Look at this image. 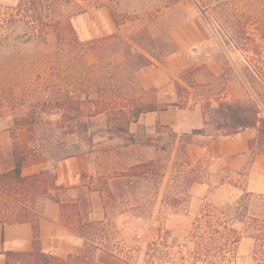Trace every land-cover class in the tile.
<instances>
[{
  "label": "trees",
  "instance_id": "16d2710c",
  "mask_svg": "<svg viewBox=\"0 0 264 264\" xmlns=\"http://www.w3.org/2000/svg\"><path fill=\"white\" fill-rule=\"evenodd\" d=\"M178 1L166 0L161 7L153 9L147 8L140 0H127L124 9H120L121 3L116 2L111 13L120 27L141 17L153 21ZM74 2L19 0L16 5H0V31L7 26L24 24L34 29V40L39 45H45L51 33L56 35L60 44L63 35L75 37L70 21H64L61 14ZM133 3L136 7H132ZM195 3L205 11L209 26L222 48L228 54L238 53L245 59L242 67L231 59L227 61L223 74L215 80L222 79L227 84L239 79L245 91L240 97L233 92L225 97L216 94L205 99L201 108L204 127L185 134L188 140L179 147L182 158L177 155L172 166V185L162 201L165 208L178 212L187 211L192 198L191 189L204 183L203 173L208 168L204 159L195 165L190 161L187 147L194 143L191 138L206 136L208 127L214 130L213 138L255 129L256 136L248 141V152L252 155L250 167L257 156L264 155V0H195ZM130 39L131 42L116 33L95 38L86 44V52L96 53L99 62L89 65L81 75L83 82L80 84L85 87L83 97L58 95L55 99L36 101L25 106L26 111L22 114H19L23 109L22 103L14 101L10 107L15 116L12 128L14 141L9 153L10 168L0 171V223L31 224L34 238L30 251H6L7 264L13 261L21 264H91L98 251L112 257L118 254L117 259L122 256L125 264H139V261L143 264H235L237 249L245 236L254 241V262L264 264V195L250 192L247 188L242 189L234 203L221 207L205 204L190 226L181 231L182 234L175 235L172 231L158 233L147 244L142 258L139 251H129L125 255L119 247L113 230L115 213L121 204L117 202L116 193L119 197L129 192L135 194L146 184L147 202L136 201L126 209L140 216L139 213L147 207V219H151L157 203L155 195H158L171 164L169 154H172L177 141L182 143L170 125L159 123L156 133L165 134L168 138L166 158L161 159L154 152L148 159L117 164L115 156L131 151L133 147H156L152 135H147V139L140 138L130 131V125L137 124L144 114L168 111L173 107L184 109L191 90H199L201 94L214 91L211 85L190 81L188 74L198 69L189 68L175 82L179 100L160 102L156 89H144L137 73L154 65L153 59L165 65L177 47L171 38L158 45L147 28ZM108 50L118 57L112 70L104 62ZM17 130L27 132L28 148L20 146ZM105 141L108 142L104 149L106 163H101L94 174L83 176L81 187L72 189L58 184L59 162L79 155L90 156ZM161 149L164 150L163 147ZM37 157H44L47 166L39 173L23 176L24 162ZM221 170H228L229 175L221 177L220 185L232 184L229 168ZM249 171L247 168L246 173L238 172V175L246 181ZM207 176L208 179L213 177L212 174ZM87 178L92 182L86 183ZM84 188L90 195L97 192L102 199L103 220L84 217L82 211L86 201L81 192ZM67 194L71 198L63 199ZM42 199L61 207L63 225L82 241L76 253L59 258L41 250L39 221L44 215ZM235 224H240L241 229Z\"/></svg>",
  "mask_w": 264,
  "mask_h": 264
},
{
  "label": "rangeland",
  "instance_id": "374dc122",
  "mask_svg": "<svg viewBox=\"0 0 264 264\" xmlns=\"http://www.w3.org/2000/svg\"><path fill=\"white\" fill-rule=\"evenodd\" d=\"M19 0H0V5H16ZM127 0H75L70 6L62 10L64 21H70L75 37L62 36L64 38L60 44L57 37L51 33L47 37L45 45H39L33 36L34 29L24 24L7 26L0 31V168L7 166V158L12 150L13 137L9 139V134L5 131L11 130L14 123V115L11 106L14 101L22 103L23 109L19 114L26 111L25 106L36 101L46 99H55L58 95L62 97L82 96L85 87L81 75L87 70L89 65L99 62V56L96 53H87L86 44L102 34L108 32L111 28L112 20L111 7L116 2L121 3L120 9H124ZM147 5V8L156 9L161 7L166 0H140ZM140 5V4H139ZM132 7H136L133 3ZM139 14H142L140 11ZM142 16V15H141ZM110 21V23L108 22ZM147 28L149 34L155 39L158 45H161L167 38H171L176 45V51L169 55L165 65L153 59L154 66L160 70L155 76L159 81V96L161 99L168 100L172 91H176L174 81L180 76L184 69H198L191 71L195 75H188L190 81H196L204 85H211L214 90L212 93H202L199 90H191L188 105L184 109L172 108L161 116L158 114H144L139 118L137 124L130 125V131L140 138L147 139V135H152L156 140V147H133V150L115 156L117 164L133 163L138 159H148V156L154 155L161 159L168 156L166 143L167 136L156 133L157 124L165 121L170 124L171 129L182 139V143H176V146L170 155V166L166 176L160 185L156 198V207L151 219H147L149 212L147 207L139 215L135 216L130 210L132 203L147 202V185L143 184L142 190L138 193H124L117 198L120 204L116 210L113 230L116 234L119 247L123 249L126 255L129 251L142 254L147 249V244L151 242L158 233L172 231L175 235L182 234L181 231L190 226L192 219L197 216L200 209L205 204H212L217 207L225 204L234 203L242 194V189L256 194L264 195V155L257 156L250 167L252 155L243 152V139L241 136H222L214 137V130L208 127L206 136L198 135L192 139L193 144L187 147V154L190 161L195 165L198 160L204 159L207 162L206 173L203 184H196L192 187V198L187 207V211L178 212V210H169L163 206V199L169 193L172 185L171 177L173 175V164L177 160V155L181 156L180 145L184 144L194 129L204 127L202 125V105L205 99L219 94L225 97L235 92L240 97L244 94V84L236 82H227L225 80H215L220 77L225 68V63L230 59L242 67L245 65L244 57L238 53H230L222 48L221 44L213 34L206 16L195 3V0H180L161 15L150 21L147 17H141L134 23H128L120 29L121 35L131 42V39L138 31ZM6 38V39H3ZM30 40V41H29ZM157 45V46H158ZM105 63L109 64L112 70L118 61V57L111 54L110 50L105 52ZM116 57V59H115ZM170 59V61H169ZM231 62V61H230ZM201 91V89H200ZM60 92V94L58 93ZM227 94V95H226ZM186 96V95H185ZM175 97V96H174ZM230 99V96L227 97ZM197 102L196 105L194 103ZM212 104L215 101L212 100ZM18 114V115H19ZM20 117V115L18 116ZM185 135V136H184ZM244 142H248L256 136L255 129H248L242 135ZM16 137L18 140L17 132ZM161 138V139H160ZM11 143V144H10ZM108 142L105 141L97 147L94 154L88 156L93 167L94 174L101 163H106V153L104 152ZM158 146V147H157ZM164 148L161 149V148ZM9 150V151H8ZM3 159V160H1ZM228 167L232 172V184L220 185L221 177H227L228 170H221ZM246 167V168H245ZM245 168V169H244ZM250 168L247 180L238 175V172L246 173ZM100 171V170H98ZM90 174V175H92ZM208 174L213 177L208 179ZM96 178V175H94ZM86 183L92 182L89 178ZM123 188V187H122ZM84 194L86 204H83V215L87 219L99 218L103 216L102 199L100 196L90 195L84 188L81 190ZM80 192V193H81ZM149 197V196H148ZM67 194L64 199H70ZM130 203V204H128ZM103 208V207H102ZM235 227L241 229L240 224ZM80 246L82 241L79 239ZM254 241L245 236L237 249L235 264H256L252 257ZM192 248V245H189ZM141 250V251H140ZM118 258V254L116 255ZM104 251L95 253L91 264H125L123 257L117 259ZM139 264H143L139 261ZM12 264H21L13 261Z\"/></svg>",
  "mask_w": 264,
  "mask_h": 264
},
{
  "label": "crops",
  "instance_id": "0c3cea01",
  "mask_svg": "<svg viewBox=\"0 0 264 264\" xmlns=\"http://www.w3.org/2000/svg\"><path fill=\"white\" fill-rule=\"evenodd\" d=\"M112 20L114 21L113 17ZM108 22L110 23V21ZM134 22H130V23H134ZM110 26H111L110 30L105 34L99 36V38L116 33H119L121 35L120 29L123 26L118 27L115 21L114 24L111 22ZM186 69H184L183 71H185ZM183 71L180 72V75ZM157 73H160V70L156 69L154 66L145 67L142 68L137 73V79L144 89L146 90L150 88L156 89L157 97L160 102L178 101L179 98L177 95V89L176 91H172L170 93L168 100H164L160 98L159 88L162 87L160 86L161 83H159V81L157 82V78L155 77ZM174 85H175V81H174ZM173 108H177V107H173ZM168 111L155 112L149 114L159 113L161 116H163L162 114L167 113ZM201 122L203 125L204 123L203 116ZM161 124L170 125L173 123L163 121L161 122ZM16 132H17V136L19 137L18 142L20 146L23 148H28L29 143H28L27 132L25 130H17ZM245 132L246 130L240 132L239 134H236L237 136H241V138L243 139V145H242L243 152H247L248 150V142H244L245 139L242 136ZM11 133L13 134L12 129L4 132V134H9L8 137L10 140H11V135H10ZM6 163L7 166L4 167L3 169L0 168V171H4L5 169L10 168V156L7 158ZM46 166H47V160L44 157L28 159L23 164L22 175L30 176L39 173ZM92 172H93V167L89 161L88 156L79 155L74 158L63 160L58 163L57 182L59 185H62L65 188H72V189L79 188L83 185V176L90 175L92 174ZM92 195L99 196L97 192L93 193ZM41 204L44 207V215L39 221L41 250L44 253L51 254L59 258H66L68 255L76 253L77 249L80 247L79 238L75 235L74 232H72L63 225L62 223L63 212L61 207L58 204L53 203L48 199H42ZM100 208L103 210L102 206H100ZM103 219H104V213L102 217L92 218L91 220H103ZM33 238H34V233L31 224L0 223V264H7V259L5 256L6 251L24 252V251L32 250Z\"/></svg>",
  "mask_w": 264,
  "mask_h": 264
},
{
  "label": "water",
  "instance_id": "95a60500",
  "mask_svg": "<svg viewBox=\"0 0 264 264\" xmlns=\"http://www.w3.org/2000/svg\"><path fill=\"white\" fill-rule=\"evenodd\" d=\"M201 12L205 15V11L201 9Z\"/></svg>",
  "mask_w": 264,
  "mask_h": 264
}]
</instances>
